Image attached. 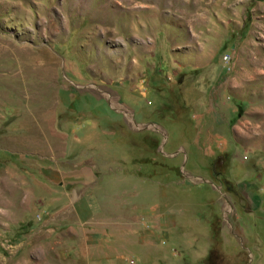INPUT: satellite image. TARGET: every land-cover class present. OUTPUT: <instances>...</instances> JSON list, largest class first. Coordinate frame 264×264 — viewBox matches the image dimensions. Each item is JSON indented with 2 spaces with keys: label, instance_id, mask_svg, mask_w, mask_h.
Instances as JSON below:
<instances>
[{
  "label": "rangeland",
  "instance_id": "rangeland-1",
  "mask_svg": "<svg viewBox=\"0 0 264 264\" xmlns=\"http://www.w3.org/2000/svg\"><path fill=\"white\" fill-rule=\"evenodd\" d=\"M0 264H264V0H0Z\"/></svg>",
  "mask_w": 264,
  "mask_h": 264
},
{
  "label": "crops",
  "instance_id": "crops-1",
  "mask_svg": "<svg viewBox=\"0 0 264 264\" xmlns=\"http://www.w3.org/2000/svg\"><path fill=\"white\" fill-rule=\"evenodd\" d=\"M80 201H82L83 206L86 207V210L89 213H93L96 208V206L93 204V199L87 196H83L82 198H80Z\"/></svg>",
  "mask_w": 264,
  "mask_h": 264
},
{
  "label": "bare ground",
  "instance_id": "bare-ground-1",
  "mask_svg": "<svg viewBox=\"0 0 264 264\" xmlns=\"http://www.w3.org/2000/svg\"><path fill=\"white\" fill-rule=\"evenodd\" d=\"M130 118V117H129Z\"/></svg>",
  "mask_w": 264,
  "mask_h": 264
}]
</instances>
